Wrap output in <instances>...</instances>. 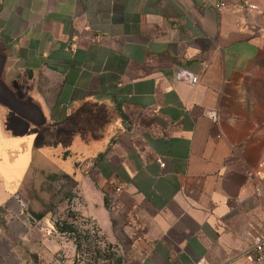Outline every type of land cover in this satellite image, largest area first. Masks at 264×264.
<instances>
[{"label":"crops","instance_id":"0c3cea01","mask_svg":"<svg viewBox=\"0 0 264 264\" xmlns=\"http://www.w3.org/2000/svg\"><path fill=\"white\" fill-rule=\"evenodd\" d=\"M261 233L264 0H0V264H250Z\"/></svg>","mask_w":264,"mask_h":264},{"label":"built area","instance_id":"2783aa9c","mask_svg":"<svg viewBox=\"0 0 264 264\" xmlns=\"http://www.w3.org/2000/svg\"><path fill=\"white\" fill-rule=\"evenodd\" d=\"M223 6H224L223 2H220L216 5L217 8H222ZM175 79L179 81L187 82L191 85H195L198 82V77L196 75H189L184 69L181 68H178L175 74ZM208 116L213 122L219 123L220 117L217 111L215 110L210 111L208 113ZM160 163L161 165H164L163 162L160 161ZM121 190L122 189L120 187H117L115 189V193L118 194ZM79 226L80 229H83L84 232H87L90 239H92L91 243H94V246H102V247L106 246L104 235L102 231L95 225L94 222L84 221L80 223ZM75 242H76V238H75ZM251 255H252V262L250 264H258V263L264 264V233L255 236L253 241V246L251 249ZM85 258H86L85 252L83 251L82 254H79V256L77 257L78 264H86ZM196 264H208V263L204 260H200Z\"/></svg>","mask_w":264,"mask_h":264},{"label":"rangeland","instance_id":"374dc122","mask_svg":"<svg viewBox=\"0 0 264 264\" xmlns=\"http://www.w3.org/2000/svg\"><path fill=\"white\" fill-rule=\"evenodd\" d=\"M56 181V180H55ZM56 182H58V184H56L55 186L51 184L48 185V180H45V182L41 183V185L37 188H39V191L41 192L42 196L47 197L49 194H53L55 195L57 198L53 201H51V210L55 213L57 211H64V216H71V211L69 207H60L61 204H63L62 202H57L56 200H60L61 197L65 196L68 193V189L70 188L71 183L66 181L65 179H60L57 180ZM72 196H74L72 194ZM65 203V202H64ZM68 203V202H67ZM65 209V210H63ZM63 213L61 214V216L58 217V226L65 228L68 232H71V234L73 235V237L76 238V242L80 245L82 244H89V242H92V239H90L89 235L87 234V232H84L83 229H80L79 226V222L81 221L79 217H75V215H72L73 217H71L72 219L70 220H66L67 217L65 218L63 216ZM72 222L71 224H68L69 222ZM70 230V231H69ZM83 231V232H82Z\"/></svg>","mask_w":264,"mask_h":264},{"label":"trees","instance_id":"16d2710c","mask_svg":"<svg viewBox=\"0 0 264 264\" xmlns=\"http://www.w3.org/2000/svg\"><path fill=\"white\" fill-rule=\"evenodd\" d=\"M17 95H18L19 97H22L21 91H20L19 89H17ZM58 228H59L61 231H65V230H66L65 228L60 227V226H58ZM67 230H68V229H67ZM69 231H70V230H69ZM77 247H78V244H77Z\"/></svg>","mask_w":264,"mask_h":264}]
</instances>
